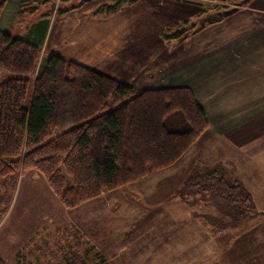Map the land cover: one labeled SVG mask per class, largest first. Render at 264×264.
<instances>
[{"label":"trees","instance_id":"obj_1","mask_svg":"<svg viewBox=\"0 0 264 264\" xmlns=\"http://www.w3.org/2000/svg\"><path fill=\"white\" fill-rule=\"evenodd\" d=\"M123 1L102 7L115 10ZM5 4L0 0V14ZM40 4L22 0L19 13H37ZM235 10L202 6L200 14L210 13L209 24ZM49 24V19L36 23L42 41ZM185 28L165 38L183 40ZM41 47L42 42L0 30V180L37 170L63 206L74 208L173 165L209 127L189 87L136 91L55 53L40 61ZM179 191L181 198L200 195L198 201L215 208L217 215H204L212 230L235 228L255 212L251 192L221 165L195 167ZM83 261L110 264L92 246Z\"/></svg>","mask_w":264,"mask_h":264},{"label":"rangeland","instance_id":"obj_2","mask_svg":"<svg viewBox=\"0 0 264 264\" xmlns=\"http://www.w3.org/2000/svg\"><path fill=\"white\" fill-rule=\"evenodd\" d=\"M99 1H102L103 6L116 4L119 0ZM166 1L142 0L133 4L130 3L132 0H125L118 7V12L104 18L110 20H101L97 27L103 28L104 38L91 40L88 45L89 52L94 53L99 62L92 66L116 76L119 72H125L132 60H136L132 58L133 50L136 56L143 52L148 59L152 57L153 60L162 61V49L155 37L163 24L164 37L165 34L185 27L189 36L202 20L207 24L211 18L210 13L198 15L194 11L195 3H204L203 0H169L173 3L169 6ZM81 2L47 0L45 4H40L35 15L28 14L21 18V24L15 27L13 34L25 37L27 32L23 26L32 17L48 13L51 25L45 46L41 47L42 59L48 53L49 44L60 39L59 26L66 19L58 10ZM204 7L213 6L206 4ZM115 10L108 9L110 14ZM183 17H187V20L180 23L178 20ZM94 44L98 50L92 49ZM142 44L147 46L145 50H141ZM102 45L104 49H100ZM126 45L129 54L120 49L116 56L113 55L118 48ZM88 46L83 45L80 50L86 52ZM203 141L189 150L181 162L182 166L200 156L199 149ZM182 166H179L181 174L186 171ZM172 169L170 172L153 171L155 173L145 182H130L131 186L104 192L97 199L74 208L63 206L47 179L37 170L20 171L13 177L0 180V257L5 264H84L87 245L83 239L87 235L89 244L98 246V251L110 264H224L222 256L218 261L212 258L215 248H210L215 243L208 232L210 228L206 221L203 223L204 220L197 221L189 217L178 224L171 220L167 223L162 222L165 219L156 214L155 210L151 211V205L156 199L164 203L162 201L170 195L169 202L165 204L168 211L179 216L193 215V205L198 203L200 195H185L181 198L179 193H175L183 185L180 184L179 176L170 174L176 171ZM149 187L155 190L148 192ZM176 199L182 204L171 201ZM195 208L204 214H217L213 206L203 201H199Z\"/></svg>","mask_w":264,"mask_h":264},{"label":"crops","instance_id":"obj_3","mask_svg":"<svg viewBox=\"0 0 264 264\" xmlns=\"http://www.w3.org/2000/svg\"><path fill=\"white\" fill-rule=\"evenodd\" d=\"M21 1L6 0L0 14V30L14 33L15 27L21 24V20L31 14L19 13ZM44 1L46 0H39L41 4ZM140 1L142 0L130 3L136 4ZM244 1L242 0L245 6L223 16L219 21L207 24L198 31L193 30L192 34L181 41L165 38L163 24L155 37L162 49L160 50L162 61L153 60L152 57L148 59L143 52L136 56V51L133 50L132 58L136 60H132L131 66H127L125 72H119L118 75L115 74L116 76L108 74L107 70L92 66L99 62L94 53L89 52L88 45L91 40L104 38L103 28L99 29L97 25L101 20H110L104 18L118 12L119 8L110 14L107 8L102 7V1L99 0L76 4L61 13L66 20L59 26L60 39L53 41L47 47V55L55 53L67 60L80 62L97 71L117 77L118 80L132 85L136 91L165 87H189L194 91L209 119L208 129L189 149L204 140L199 149L200 156L182 166L181 162L189 153L188 150L175 164L160 171H171L175 168V173L170 174L179 176L180 184L183 185L186 177L195 167L201 164V167L221 165L229 178L242 182L251 192L255 212L239 226L212 230L209 225L208 232L211 237L213 236L215 243H213L214 247L210 248H215L212 258L218 261L222 256L224 264H264V0ZM166 2H169L167 6L173 4L169 0ZM201 8L200 4L195 3L196 14H200ZM47 14L32 17L29 23L23 26L27 32L23 37L30 41L42 42L45 46L46 36L42 41L36 23L49 19L50 27L51 16L49 14L45 16ZM105 15L108 16L104 17ZM185 20L187 17L178 21L181 23ZM83 45L88 46L86 52L80 50ZM146 48L147 46H143L141 50ZM92 49L98 50L95 44ZM100 49H104V45ZM120 49H124L127 54L130 52L126 45L124 48H118L113 55L116 56ZM179 166L186 171L181 174ZM155 172L149 173L137 183L145 182ZM133 183L136 182L131 184ZM127 185L122 187H128ZM151 189L149 187L147 191L155 190ZM104 192L108 193V191ZM169 196L162 201L164 203H161L160 199H156L153 205L150 203L151 211L155 210L156 214L165 219L162 222L168 223V220H171L178 224L192 217L197 221L204 220L205 223L206 214L196 211L195 208L199 201L193 205L195 209L193 215L179 216L167 210L165 204L169 202ZM171 201L182 204L179 199ZM83 243L87 245V250L92 246L98 251V246L89 244L87 235Z\"/></svg>","mask_w":264,"mask_h":264},{"label":"built area","instance_id":"obj_4","mask_svg":"<svg viewBox=\"0 0 264 264\" xmlns=\"http://www.w3.org/2000/svg\"><path fill=\"white\" fill-rule=\"evenodd\" d=\"M203 2L204 3L200 4L203 7L206 6V4H209L212 5L213 7H218L222 10L238 9L245 6L242 0H203ZM42 54H43V50L41 51L40 61H41V57L43 56Z\"/></svg>","mask_w":264,"mask_h":264},{"label":"water","instance_id":"obj_5","mask_svg":"<svg viewBox=\"0 0 264 264\" xmlns=\"http://www.w3.org/2000/svg\"><path fill=\"white\" fill-rule=\"evenodd\" d=\"M82 1H88V0H82ZM228 10H225L224 12L226 13Z\"/></svg>","mask_w":264,"mask_h":264}]
</instances>
